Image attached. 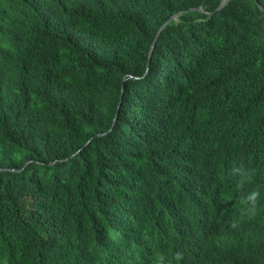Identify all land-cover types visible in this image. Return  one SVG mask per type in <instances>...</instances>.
Returning <instances> with one entry per match:
<instances>
[{
    "label": "trees",
    "instance_id": "obj_1",
    "mask_svg": "<svg viewBox=\"0 0 264 264\" xmlns=\"http://www.w3.org/2000/svg\"><path fill=\"white\" fill-rule=\"evenodd\" d=\"M224 1L0 0V264H264V0Z\"/></svg>",
    "mask_w": 264,
    "mask_h": 264
},
{
    "label": "water",
    "instance_id": "obj_2",
    "mask_svg": "<svg viewBox=\"0 0 264 264\" xmlns=\"http://www.w3.org/2000/svg\"><path fill=\"white\" fill-rule=\"evenodd\" d=\"M227 1H228V0H225V1L221 4V6H220L216 11H220V10L225 6V4H226ZM196 9H198V10H202L201 8H196ZM261 9L264 10L263 8H261ZM180 14H181V13L172 16V17H171L167 22H165V23L162 25V27L160 28V30H159V32H158V34H157V37H156V39H155V41H154L153 48L151 49V52H150V59H149V61H151L152 53H153V50H154V46H155V44H156V42H157V39H158V37H159L161 31H162V30L167 26V24H169L172 20L178 18V16H179ZM90 141H91V140H90Z\"/></svg>",
    "mask_w": 264,
    "mask_h": 264
},
{
    "label": "clouds",
    "instance_id": "obj_3",
    "mask_svg": "<svg viewBox=\"0 0 264 264\" xmlns=\"http://www.w3.org/2000/svg\"><path fill=\"white\" fill-rule=\"evenodd\" d=\"M256 195H257V193H253V197L256 196Z\"/></svg>",
    "mask_w": 264,
    "mask_h": 264
}]
</instances>
